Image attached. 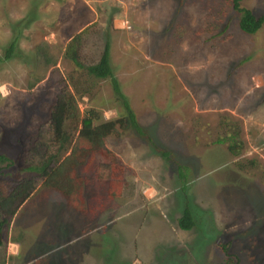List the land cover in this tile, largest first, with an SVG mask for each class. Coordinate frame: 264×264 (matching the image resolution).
Here are the masks:
<instances>
[{
  "label": "rangeland",
  "instance_id": "rangeland-1",
  "mask_svg": "<svg viewBox=\"0 0 264 264\" xmlns=\"http://www.w3.org/2000/svg\"><path fill=\"white\" fill-rule=\"evenodd\" d=\"M239 6L264 14V0ZM238 17L232 0H0V195L29 192L0 211V264H264V27L244 33ZM78 33L82 64L109 41L113 75L152 145L116 129L91 153L75 135L67 174L84 183L67 199L28 170L56 149V98L70 91L80 114L104 119L122 111L108 79L63 56ZM229 126L236 154L218 141ZM186 206L190 230L177 226Z\"/></svg>",
  "mask_w": 264,
  "mask_h": 264
},
{
  "label": "trees",
  "instance_id": "trees-1",
  "mask_svg": "<svg viewBox=\"0 0 264 264\" xmlns=\"http://www.w3.org/2000/svg\"><path fill=\"white\" fill-rule=\"evenodd\" d=\"M240 1L241 0H232V7L239 14L237 25L242 32L253 34L262 26L264 27V14L256 16L252 11L240 7ZM19 22H16L17 24L14 23L15 26H18L14 27V29H18L19 26L24 25V23H28L26 21ZM19 34L20 33L18 32L17 35ZM80 36L81 34L78 33L68 41L62 53L63 56L70 59L76 68L83 70L85 75L91 79H108L110 81L114 100L121 104L120 107L122 111H116V117L114 119H104L101 112L95 108H88L80 114L77 108L76 98L70 91L62 92L56 98L49 113V119L52 123L53 140H55L57 145L56 149L53 153L44 158L40 164L28 167V170L38 173L43 180V186L56 190L67 199L70 198V196H73V193L78 190L79 187L83 186L84 183V180L80 176L73 175L69 177L67 174L70 165L76 164L77 162V160L74 159L77 154H75L74 149L70 147V143H72L71 141L75 135L82 142V146L91 153L98 152V150L103 147L104 138L114 133L116 129L121 131L131 130L137 136L152 145L151 136L147 134L144 128L138 123L133 109L129 105L126 96L121 92L118 82L113 75L110 64L109 41L107 39L104 41L100 56L95 63L82 64L79 60L77 48ZM18 37L19 36H17V38ZM17 38L15 37L9 41L8 46L5 49V59H9L12 56ZM262 55L264 59V50ZM226 129L225 136L220 137L218 141H223L225 143L229 141L226 149L229 152L236 154L243 145L238 137L239 129L237 126H229ZM154 148L164 160H171L174 162V156L170 151L158 148V146H154ZM68 150L69 153L63 157ZM61 157L63 158L61 159ZM1 160H5V156L2 154H0V161ZM175 163L177 175L182 179L181 182L184 186L186 183V174L183 173L182 169H186L176 161ZM248 163L252 164L253 160H249ZM101 169L102 173L107 171H112L114 173L110 164H102L100 170ZM99 175L102 176L101 172ZM116 193L117 192L115 191V195ZM28 194L29 192L14 195L12 197L14 198V203L16 202V199L21 196L17 203V205H20V203L27 198ZM11 201H9L7 196L0 195V211L5 204L11 203ZM13 213L14 209L10 211V216H12ZM3 223H6V221H0V232ZM194 225L195 223L192 214L186 206L177 218V226L182 230H190ZM1 244L2 239L0 235V245Z\"/></svg>",
  "mask_w": 264,
  "mask_h": 264
},
{
  "label": "crops",
  "instance_id": "crops-1",
  "mask_svg": "<svg viewBox=\"0 0 264 264\" xmlns=\"http://www.w3.org/2000/svg\"><path fill=\"white\" fill-rule=\"evenodd\" d=\"M103 224H104V223H103ZM103 224H102V223H101V224H98V223H97V224L95 225V227H101V226H103ZM101 230H103L102 227H101L100 229H97V231H101ZM91 232H93V231H91ZM76 237H77V236H76ZM12 242L16 244L15 241H12ZM15 244H14V245H15ZM15 246H16V245H15ZM59 250H60V249H59ZM13 253H14V254H13ZM13 253H11L12 255H10L9 257H14V258H15L16 255L18 254V252H16V251L13 252ZM79 253H80V252H79ZM65 255H66V254H65ZM66 256H67V255H66ZM66 256H64V257H66ZM75 256H77V255L74 254V257H75ZM83 256H84V255H83ZM85 257H86V256H85ZM14 258H12V262H13V259H14ZM10 262H11V261H10ZM14 262H15V261H14ZM7 263H8V261H7ZM26 263H27V262H26ZM26 263H24V264H26ZM131 264H134V263H131Z\"/></svg>",
  "mask_w": 264,
  "mask_h": 264
}]
</instances>
